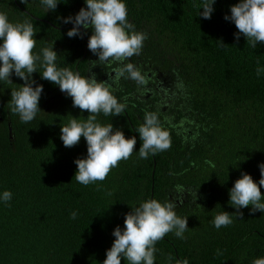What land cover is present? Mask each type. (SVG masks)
I'll return each mask as SVG.
<instances>
[{"label":"trees","instance_id":"trees-1","mask_svg":"<svg viewBox=\"0 0 264 264\" xmlns=\"http://www.w3.org/2000/svg\"><path fill=\"white\" fill-rule=\"evenodd\" d=\"M237 2L215 0L211 18L204 19L198 15L201 0H125L129 23L147 34L139 56L163 62L174 84L169 97L176 102L160 110L152 95L136 106L137 100H123L130 86L115 90L126 105L124 113H101L97 122L111 123L126 138L135 136L136 150L102 182L76 181L74 161L87 151L74 157V146L65 147L60 139V125L72 116L86 119L87 111L73 107L58 85L34 72L43 86L39 107L44 112L22 123L9 103L11 89L23 81L13 75L11 85L0 82V194L12 192L7 204L0 200V264H103L113 229H123L131 207L153 198L173 202L189 227L184 239L172 232L156 243L155 264L185 259L188 264H252L264 257V213H251L249 206L240 209V218L228 203L234 181L246 172L258 183L264 163V74L255 72L257 60L264 67V43L253 49L242 34L236 39L234 22L224 17ZM41 5V0H0V12L13 23L32 22L35 53L53 41L57 67L84 75L91 29L70 38L71 22L59 19L86 7L84 0H58L47 12ZM149 111L169 131L171 147L141 159L136 129ZM82 142L87 149L83 137ZM222 211L233 222L216 229L212 221ZM121 264L128 261L121 258Z\"/></svg>","mask_w":264,"mask_h":264},{"label":"clouds","instance_id":"clouds-1","mask_svg":"<svg viewBox=\"0 0 264 264\" xmlns=\"http://www.w3.org/2000/svg\"><path fill=\"white\" fill-rule=\"evenodd\" d=\"M26 3L27 0H20ZM86 7H81L74 16L62 19L72 27L67 30L68 37H82L85 30L91 29V34L85 41L89 51L86 54L87 67L84 75L72 71L70 68H58L57 52L54 50L53 41L50 46L43 47L40 53L34 52L36 47L35 29L30 20L24 22H10L7 13L0 12V82L11 85V77L15 75L23 81L18 89H11L9 107L13 114H17L22 123H30L38 113L43 110L39 101L43 86L33 79V73L39 72L41 78L58 85L59 92L72 99L73 107L89 114L84 120L72 116L67 125H60V139L65 147H73V155L79 156L86 150L84 158L75 159V179L78 183L87 186L104 181L111 170L119 165L122 160H127L136 150V137L126 138L120 129L113 128L111 123L102 125L97 122V116H119L124 113L126 105L120 102L113 94L115 90L130 86L128 94L132 100H137L136 106L142 105L139 96L133 98V81L143 83L144 77L139 72L135 61H143L156 70L160 69L166 80L173 84L169 70L163 62L154 63L144 56H139L143 51V43L147 34L136 31L128 21V10L125 0H84ZM215 0H201L197 5L203 9L198 15L210 19L214 11ZM40 4V3H39ZM41 6L54 11L58 0H41ZM225 20L234 22L236 39L242 34L248 44L255 49L258 43H264V0H238L230 7V16L225 15ZM56 26V25H55ZM89 34V33H86ZM221 46L225 45L219 41ZM85 55V51L82 56ZM95 61L88 70V63ZM39 62V65H38ZM157 62V61H156ZM114 64L117 67H114ZM38 66L41 69L38 71ZM95 66V67H94ZM113 69L114 75H104L107 80L99 79L102 70ZM257 77L264 74V67L257 60L255 69ZM129 77V79H126ZM121 82L118 86H111L109 80ZM126 84V85H124ZM35 85V86H33ZM131 93V95L129 94ZM122 97V96H121ZM121 99V98H120ZM122 100V99H121ZM131 100V101H132ZM172 100L168 103H175ZM169 106V105H168ZM167 101L157 109H167ZM44 112V111H43ZM168 112V110H167ZM142 144L139 147V157L146 159L149 154L168 150L171 147V136L161 123L156 112H145L144 122L136 129ZM82 137L86 141L87 149L83 146ZM211 167L215 165L208 161ZM260 179L257 183L250 174L244 172L237 178L229 189L228 203L236 209L240 218H243L242 208L250 207V212L264 213V163L259 164ZM99 190V188L97 189ZM107 195H112L108 192ZM12 199V192L3 191L0 200L7 204ZM173 202H160L157 199H146L138 207H131V211L124 216V227L116 226L113 229L115 237L111 247L106 250L103 264H121V258L128 264H155V245L168 233L184 239V232L189 228L187 217H180L174 211ZM75 219L77 213H70ZM233 222L232 216L227 211H222L213 218L216 229L227 227ZM169 260L171 258L169 257ZM175 264H188L185 259L177 260ZM252 264H264V257L256 258Z\"/></svg>","mask_w":264,"mask_h":264},{"label":"flooded vegetation","instance_id":"flooded-vegetation-1","mask_svg":"<svg viewBox=\"0 0 264 264\" xmlns=\"http://www.w3.org/2000/svg\"><path fill=\"white\" fill-rule=\"evenodd\" d=\"M93 63L95 64V61H90L88 63V70L92 69L91 65ZM135 64L141 75L144 77V82L140 83L132 79L133 81L132 89H134V91L132 92L133 98L136 99V96H139L140 99H147L149 96L155 95L156 101L159 106H162L165 100L167 101V106H168V102L172 101L169 95H171L174 92V84H172L171 81L168 82L166 80L165 75L161 72L160 69L156 70L151 65L140 60L135 61ZM114 67L116 68L117 65L114 64ZM104 71L106 72L107 76L109 75V73H112V75H114L113 69L105 68V70L103 69L102 73L99 76V79L101 80L108 79L104 75ZM126 79H129V77H127ZM120 82L121 79L118 81L109 80L111 86H118ZM127 94L128 92L126 93V95Z\"/></svg>","mask_w":264,"mask_h":264}]
</instances>
